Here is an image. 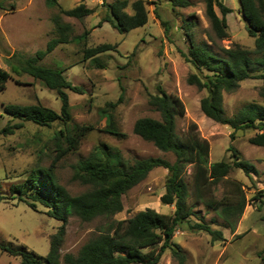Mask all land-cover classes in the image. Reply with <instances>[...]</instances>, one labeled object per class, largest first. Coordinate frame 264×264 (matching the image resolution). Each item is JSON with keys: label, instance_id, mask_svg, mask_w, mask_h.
<instances>
[{"label": "rangeland", "instance_id": "obj_1", "mask_svg": "<svg viewBox=\"0 0 264 264\" xmlns=\"http://www.w3.org/2000/svg\"><path fill=\"white\" fill-rule=\"evenodd\" d=\"M112 1L115 0H58L59 5L50 6L45 0H0V66L11 73V78L0 90V194L5 196L0 201V264H19L20 259L18 255L3 250L2 245L15 247L24 244L46 255L50 237L61 223L50 216L42 204L36 202L33 207L26 200L18 199L11 192V186L25 179L31 167L51 163L55 153L52 137L63 126L62 121H54L50 126L25 121L13 132L2 130L8 123L17 121L10 120V116L2 112L4 103H41L59 109L60 99L54 90L27 73L11 70L5 60L15 51L31 54L44 48L47 41L56 36L52 19L55 13H60L62 20L71 24L70 36L80 34L85 29H88V33L79 41L59 42L42 62L66 67L64 72L67 78L83 87V92L68 89L72 114L68 124L91 123L95 127L82 138L77 149L66 153L55 163L53 168L58 182L72 194L84 190L87 185L72 177V166L102 142L119 149L127 158L159 155L173 160V152L158 148L132 130L137 117L160 116L148 103V97L162 87L176 93L184 103L185 113L177 119V131L185 130L194 121L199 134L210 143V161L229 159L231 151L228 148L231 146L239 149L241 157L255 165L256 173L253 179L239 168H233L228 173L229 177L243 183L247 199L234 230L221 225L223 219L218 211L197 202L193 205L194 215L190 221L201 218L213 227L221 228L224 238L212 240L206 231L181 222L172 234L171 243L181 245L183 259L174 255L170 248H165L156 264H264V204L258 208L259 200L253 199L257 189H262L264 193V146L248 141L254 132L252 129H239L231 138L228 124L217 122L203 113L200 98L206 90L187 82L188 73L196 69L182 55V52L188 51V33L195 42L207 43L219 53H222L221 46L235 42L253 49L254 37L246 30L239 0H222L232 8L226 14L229 35L222 39L214 35L205 13L204 0H189L187 6L173 5L171 0H144L148 10L147 22L125 33L104 20L108 13L106 3ZM133 1L127 0L125 9L128 12L133 11ZM80 2L93 7L94 11L83 18L60 12V6L70 8ZM215 9L220 14L218 6ZM161 19L166 21L165 25ZM185 20L194 21L189 29L184 27ZM101 42L117 43V47L97 54L95 60L83 58L84 46ZM260 85L261 79L246 78L240 81L235 90L224 92L226 113L232 115L245 103L260 101ZM116 100L112 112L117 127L126 132L125 137H117L103 130L106 118L100 108ZM166 175L165 167H153L122 195L123 208L112 218L124 219L148 206L170 213L171 204L160 201V195L165 190ZM224 188V182L219 181L212 185L211 192L219 198ZM107 220L104 216L83 220L77 215H70L60 245L61 255L65 252L76 254L79 247Z\"/></svg>", "mask_w": 264, "mask_h": 264}, {"label": "trees", "instance_id": "obj_2", "mask_svg": "<svg viewBox=\"0 0 264 264\" xmlns=\"http://www.w3.org/2000/svg\"><path fill=\"white\" fill-rule=\"evenodd\" d=\"M45 1L50 6L59 5L58 0ZM204 1L205 13L215 37L225 38L229 35L226 14L232 8L222 0ZM171 2L177 6L190 3L189 0ZM106 5L108 13L104 20L112 23L119 32L125 33L144 25L148 20L144 0H134L131 3L132 12L125 9L127 0H115ZM215 6H218L220 14ZM239 9L246 21L248 34L254 37V48L249 49L235 42L221 46L222 53H219L207 43L195 42L191 33H188V51L182 52V55L196 71L188 73L186 79L188 83L206 90L200 98L201 110L215 121L228 124L231 138L235 137L239 129H252L254 132L248 141L264 146V0H239ZM93 11V7L83 2L70 8L60 6V12L77 18H83ZM52 19L56 36L51 37L44 48L31 54L15 51L5 60L11 70L27 73L54 90L60 99L59 109L41 103H4L2 112L8 114L10 120L17 121L8 123L2 130L13 132L15 128L23 126L25 121L46 126L54 121H62L63 126L52 137L55 153L51 163L31 167L25 179L11 186V192L18 199L26 200L33 207L36 202L42 204L47 208L46 212L61 223L50 237L46 255L24 244L15 247L2 245L1 248L18 255L19 264H156L165 248H170L182 260L184 253L181 245L171 243L172 234L179 223L187 222L191 228L206 231L212 240L224 238L221 228L213 227L201 218L190 221L194 215L193 205L197 202L218 211L223 219L221 225L234 230L247 199L243 183L229 177L228 173L233 168H239L253 179L255 165L242 158L239 149L231 146L228 148L231 151L229 159L210 161V143L199 134L194 121L185 130L177 131V119L185 113L184 103L176 93L162 87H158V91L150 93L148 97V103L160 116H139L134 120L132 130L143 139L152 141L158 148L173 152V160L159 155L127 158L119 149L102 142L72 166V177L87 185L84 190L72 194L58 182L53 168L55 163L66 153L77 149L82 138L95 127L91 123L68 124L72 119L68 89L83 92V87L67 78L64 72L66 67L42 62L44 56L59 42L79 41L86 36L88 29L70 36L71 24L62 20L60 13L53 14ZM161 22L164 25L166 23L163 19ZM193 22L185 20L184 27L189 29ZM116 47L117 43L112 42L84 46L83 58L95 60L97 54ZM8 78H11L10 70L0 66V90L5 87ZM246 78L261 79V100L249 101L236 113L228 115L224 108V92L235 90L240 81ZM116 102L109 101L107 106L100 108L106 118L103 130L117 137H125L126 132L117 127L112 112ZM155 166L167 169L165 190L160 195V201L173 204V211L164 213L148 206L127 218H112L114 213L123 208L122 195ZM219 181L224 182L225 188L222 195L216 198L211 187ZM262 196V189H257L253 194V199L259 200L258 208L264 204ZM4 198L0 194V201ZM70 215H77L83 220L104 216L108 220L79 247L76 254L65 252L61 255L60 245Z\"/></svg>", "mask_w": 264, "mask_h": 264}, {"label": "crops", "instance_id": "obj_3", "mask_svg": "<svg viewBox=\"0 0 264 264\" xmlns=\"http://www.w3.org/2000/svg\"><path fill=\"white\" fill-rule=\"evenodd\" d=\"M170 205V204H169ZM171 206H172V210L170 211V213L173 211V208H174V205L173 204H171Z\"/></svg>", "mask_w": 264, "mask_h": 264}]
</instances>
